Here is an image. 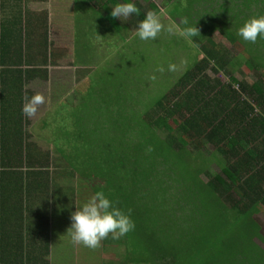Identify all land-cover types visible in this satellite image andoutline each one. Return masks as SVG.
<instances>
[{"label":"trees","instance_id":"1","mask_svg":"<svg viewBox=\"0 0 264 264\" xmlns=\"http://www.w3.org/2000/svg\"><path fill=\"white\" fill-rule=\"evenodd\" d=\"M144 1L121 21L110 15L119 0H74L70 81L35 121L22 112L30 84L49 81L67 52L50 40L44 10L0 20V264H114L106 255L117 245L119 264H264L255 220L264 211V39L237 35L264 15V0H165L171 23L183 28L187 18L200 32L160 49L188 48L179 73L130 38L145 13L160 10ZM98 191L135 228L90 249L67 230L76 205Z\"/></svg>","mask_w":264,"mask_h":264},{"label":"clouds","instance_id":"2","mask_svg":"<svg viewBox=\"0 0 264 264\" xmlns=\"http://www.w3.org/2000/svg\"><path fill=\"white\" fill-rule=\"evenodd\" d=\"M134 14H139L134 0H119L110 13L113 18L121 21H126ZM161 14L153 11L145 13L137 24L136 36L144 41L155 40L164 28ZM182 24L185 27L180 28L176 24H170L167 30L176 31L185 39H191L200 33L196 25L189 24L187 18L183 19ZM237 35L248 43H255L258 38L264 39V15L249 17L239 27ZM44 102L41 94L25 96L22 104L23 114L32 116L38 106ZM70 219L71 224L67 231L71 240L90 249L99 247L100 242L109 235L112 239H119L135 228L130 214L117 207L102 191L96 192L79 206L76 205Z\"/></svg>","mask_w":264,"mask_h":264},{"label":"rangeland","instance_id":"3","mask_svg":"<svg viewBox=\"0 0 264 264\" xmlns=\"http://www.w3.org/2000/svg\"><path fill=\"white\" fill-rule=\"evenodd\" d=\"M65 0H57L58 4H64ZM67 1V0H66ZM135 1V0H134ZM137 2H140L142 4L143 7H145V1L144 0H136ZM153 2H155L160 10L156 13L161 14V22L164 26V28L162 29V31L160 32V34L158 35V37L155 40H149V41H144L141 40L140 42H138L137 47L139 49H147L151 52L152 55L155 56H162L163 60H166V58H170L172 60L173 63V67L174 68V72L179 73L184 66L191 62L190 57L191 54H189V50L188 48H186L187 50H185L184 48H180L177 46H181V45H176L174 43H172L171 45H174L171 47L170 50H160L164 48V44L168 43V39L170 38H179L182 39L183 41H185V38H181V36L176 32V31H164V29H166L167 26H169L171 23L170 21V17L166 11V9L163 6L162 3H164L165 0H152ZM213 1V0H211ZM54 2V4H57ZM56 6V5H55ZM57 16H53V20L51 22V30H50V37L53 39V42L56 46L57 52H62L64 50H67L68 54L59 61L60 64L63 65H67L70 62H72V58H71V46L73 45V37H72V20H73V15L70 11V15L67 14V18L66 16L61 17L59 15V13L56 11ZM126 23V22H125ZM179 23V22H178ZM131 37H135L136 36V32L133 31H129L128 32ZM214 34L212 35L213 38H215V40L217 42H220L221 44L225 45L226 47L229 46V42L226 40V38H224V36L221 34V32L219 30H216L215 32H213ZM129 38V39H130ZM166 38V40L164 41V39ZM174 42V41H173ZM181 42V41H180ZM146 43H148L151 48H149ZM80 55H87L90 54L89 52L82 50L79 52ZM93 55L95 57H101V54L98 51L93 50ZM241 69V68H240ZM66 70H68L67 68L64 67H60L58 70H53V76L54 79L49 81L51 84L53 81H56V86L55 88H51L50 83H46V82H35L34 84V92L33 94H41L44 97V103L39 105L37 108V111L31 116V120L35 121L37 120V118L41 117L47 110L48 107L51 105V101L46 102V98H50L52 94H57L58 90H59V86H62V82L61 79H65L66 76L68 74H66ZM238 71V70H236ZM71 72V71H69ZM214 78H216L217 76L223 81L225 82L226 79H224V77H221L220 75H215V74H211ZM234 75L239 78L242 79V74L241 71L238 72H234ZM252 75L249 74V76H247L248 78H250V80L252 79L251 77ZM56 77V79H55ZM152 74L147 76V78H152ZM69 80V79H68ZM68 84V82H66ZM52 91V94L50 93ZM68 100V98H67ZM37 135L41 136L42 138H49L48 134H44V133H37ZM39 142V141H38ZM44 146H42L44 149H46V146H48V144L45 145V143H43ZM213 152L211 146H207L205 148V150L203 151V157H211V153ZM209 169L211 172H219L220 171V167L218 165V161L212 159L210 161V163H208ZM67 181V180H66ZM67 185H75V180H71L69 182V180L67 182H65ZM175 218V217H174ZM173 218V219H174ZM255 220L257 221V223L260 226V234L262 235V237L264 238V211H260L258 214H256L255 216ZM173 221V220H172ZM176 226L177 223L180 224V222L178 220H174L173 221ZM256 241L261 244L262 247H264V245L262 244V241L260 239H256ZM123 254H124V248L122 246H113L112 250L110 251V254L106 255V259L112 261V263L114 264H119L121 262V259H123Z\"/></svg>","mask_w":264,"mask_h":264},{"label":"crops","instance_id":"4","mask_svg":"<svg viewBox=\"0 0 264 264\" xmlns=\"http://www.w3.org/2000/svg\"><path fill=\"white\" fill-rule=\"evenodd\" d=\"M57 3V0H0V20L1 21H6L8 23H15L19 22L23 16H24V11L23 9L27 8L35 12H40V11H46L49 15V20H48V27H49V36H50V30H51V22L53 20V16H57L56 11L59 13L61 17L70 15V11L73 15V20H72V37H73V45L71 46L70 53L73 54L76 49V45L74 43V29H75V23H77L79 20H77V17L75 16V10L73 9L74 5V0H65L63 3L64 4H54ZM56 5V6H55ZM50 40L53 42V39L50 37ZM54 43V42H53ZM82 49V48H81ZM81 49L78 51L80 52ZM67 52V50H64L63 53ZM68 54V52H67ZM93 54V52H91ZM60 67H51L49 68L50 71V80L54 79L53 76V70H58ZM62 68V66H61ZM64 68H67L64 66ZM56 79V77H55ZM69 79V80H68ZM49 80V81H50ZM49 81H43V80H36L30 84V89L34 92V84L35 82H46L50 83ZM61 81L64 82H69L70 78L66 76L65 79H61ZM51 86V83H50ZM52 94V92H50ZM53 95V94H52ZM51 95V96H52ZM52 97L46 98V102L51 101L52 103ZM31 119V116H30ZM40 119L37 118V120ZM44 145V144H43ZM46 145V143H45Z\"/></svg>","mask_w":264,"mask_h":264}]
</instances>
